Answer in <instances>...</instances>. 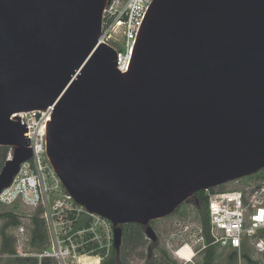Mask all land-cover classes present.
I'll use <instances>...</instances> for the list:
<instances>
[{
  "label": "water",
  "instance_id": "95a60500",
  "mask_svg": "<svg viewBox=\"0 0 264 264\" xmlns=\"http://www.w3.org/2000/svg\"><path fill=\"white\" fill-rule=\"evenodd\" d=\"M108 0H0V191L31 157L16 112L51 107L64 188L113 224L172 214L264 169V0H151L126 71L99 43Z\"/></svg>",
  "mask_w": 264,
  "mask_h": 264
},
{
  "label": "built area",
  "instance_id": "2783aa9c",
  "mask_svg": "<svg viewBox=\"0 0 264 264\" xmlns=\"http://www.w3.org/2000/svg\"><path fill=\"white\" fill-rule=\"evenodd\" d=\"M151 0H108L102 12L99 43L111 46L117 55L116 67L126 71L134 41ZM51 107L16 112L27 126L31 157L19 164L10 184L0 191L1 206L25 205L34 213L28 224L14 228L13 240L19 257L33 258L37 264H100L113 249V224L100 214L88 211L64 188L46 154V124ZM24 119V122H23ZM12 157L9 147L6 159ZM208 222L210 243L200 229L196 242L200 250L208 245L239 250L245 239L264 230V180L252 186L209 191ZM13 211V210H12ZM15 213V211H13ZM42 221L46 242L41 248L31 245L32 217ZM2 225V224H1ZM257 244H264L259 238ZM31 247L22 250L21 247ZM186 247V248H185ZM194 247L184 246L178 258L190 260ZM80 259L84 262L80 263Z\"/></svg>",
  "mask_w": 264,
  "mask_h": 264
},
{
  "label": "rangeland",
  "instance_id": "374dc122",
  "mask_svg": "<svg viewBox=\"0 0 264 264\" xmlns=\"http://www.w3.org/2000/svg\"><path fill=\"white\" fill-rule=\"evenodd\" d=\"M263 173L264 171H261L260 175ZM255 174L229 181L223 184V187L241 188L246 185L252 186L259 184L258 176H255ZM198 205L194 197H191L182 202L172 214L152 220L150 224L157 236V244H153L144 235L145 241L143 245L128 255V264H147L146 258L150 255L164 260L167 264H206V248L200 250V245L196 242V237H198L199 231L202 229ZM12 210L15 211L19 223L24 225L28 224L34 213L30 207L25 205L10 207L1 206L0 204V213ZM3 222V220H0V228ZM5 235L10 237L16 254V242L12 238L14 237V228H7ZM256 236L263 235L259 233ZM257 241L258 239L256 238L247 239L246 244L236 251L213 245L214 254L209 264H250V261H257L258 264H264V244H257ZM1 244L2 234L0 232V264H24L17 260L19 256L7 253ZM187 244H189V247H194V252L190 256V260H181L177 255L181 253V250ZM21 248L22 250L24 248L26 250L31 249L29 246H22ZM234 253L236 254L235 262H233ZM51 264L58 263L52 261Z\"/></svg>",
  "mask_w": 264,
  "mask_h": 264
},
{
  "label": "trees",
  "instance_id": "16d2710c",
  "mask_svg": "<svg viewBox=\"0 0 264 264\" xmlns=\"http://www.w3.org/2000/svg\"><path fill=\"white\" fill-rule=\"evenodd\" d=\"M9 150L8 146L0 145V169L5 163L7 152ZM261 171H264L261 169L259 172H256L255 176H258V180L262 181L264 180V173L260 175ZM215 189L222 190L224 189L223 184L212 187L206 190H199L194 193V197L198 201V210L199 215L201 219V225H202V231L205 236L206 242L210 243V234H209V222H208V195L207 193L209 191H213ZM0 220H3L4 222L1 225L0 232L2 234V244L1 246L4 248V250L9 254H15L13 243L10 239V237L5 235V230L9 227H14L19 224L18 217L16 213L13 211H8L4 213H0ZM34 228L32 230V238H31V245L35 248H41L45 245V234L43 231L42 221L36 217H32ZM122 242L120 246V251L118 256H116L114 249H112L109 256L104 258L100 264H128L127 257L128 255L143 245L145 239H144V233L143 229L140 224L138 223H127L123 224L122 226ZM259 233H261L263 236H256ZM254 236V238L258 239L263 238L264 239V230L258 231V233ZM253 239V238H252ZM245 239L240 249L246 244ZM205 260L206 264H209L212 261V257L214 254V247L213 245H208L205 249ZM236 251V250H235ZM17 260L24 264H37V261L33 258H25V257H18ZM236 261V254H233V262ZM147 264H167L164 260L159 259L157 257H154L153 255L148 256L146 258ZM44 264H49L48 261H45ZM250 264H258L257 261H250Z\"/></svg>",
  "mask_w": 264,
  "mask_h": 264
},
{
  "label": "flooded vegetation",
  "instance_id": "af4514ba",
  "mask_svg": "<svg viewBox=\"0 0 264 264\" xmlns=\"http://www.w3.org/2000/svg\"><path fill=\"white\" fill-rule=\"evenodd\" d=\"M191 197H194V195H192ZM191 197H189V198H191ZM194 199L197 201V199L194 197ZM198 202V201H197Z\"/></svg>",
  "mask_w": 264,
  "mask_h": 264
},
{
  "label": "bare ground",
  "instance_id": "6f19581e",
  "mask_svg": "<svg viewBox=\"0 0 264 264\" xmlns=\"http://www.w3.org/2000/svg\"><path fill=\"white\" fill-rule=\"evenodd\" d=\"M81 262L83 263L84 261H83L82 259H80V263H81Z\"/></svg>",
  "mask_w": 264,
  "mask_h": 264
}]
</instances>
